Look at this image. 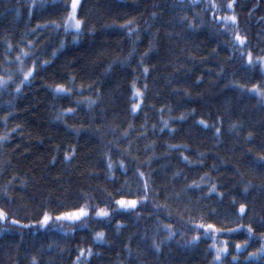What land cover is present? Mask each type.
<instances>
[{
	"label": "trees",
	"instance_id": "1",
	"mask_svg": "<svg viewBox=\"0 0 264 264\" xmlns=\"http://www.w3.org/2000/svg\"><path fill=\"white\" fill-rule=\"evenodd\" d=\"M70 2L0 0V77H12L0 87V136L8 133L0 142V208L9 213L0 222V264H77L81 249L80 264H247L259 244L238 253L243 233L220 234L217 245L228 240L229 251L219 261L202 230L199 241H188L197 235L194 224L235 220L241 203L248 206L243 223L264 231V168L253 166L264 155V103L237 87L264 86L260 66H246L248 51L264 56V0H231L232 9L230 0H80L84 23L75 40L74 32L45 26L62 25ZM232 15L234 26L222 20ZM129 20L139 27L131 36L120 27ZM236 33L246 40L233 51ZM20 48L30 56L18 62ZM33 60L34 76L20 84ZM58 84L73 92L56 95ZM136 89L142 97L133 96ZM133 104L141 105L135 113ZM68 108L75 111L62 115ZM145 180L150 199L135 211L87 226L64 222L67 231L33 224L43 211L56 216L86 201L115 208L121 196H142ZM193 181L199 188H188ZM13 217L32 226H11ZM158 221L173 226L171 239L157 233ZM99 231L105 238L95 242ZM153 239L164 241L159 252Z\"/></svg>",
	"mask_w": 264,
	"mask_h": 264
},
{
	"label": "snow or ice",
	"instance_id": "2",
	"mask_svg": "<svg viewBox=\"0 0 264 264\" xmlns=\"http://www.w3.org/2000/svg\"><path fill=\"white\" fill-rule=\"evenodd\" d=\"M79 4H80V0H71L70 11L67 13V16L64 18L62 25L57 23L56 21H52L49 25H45V26H50L53 28L63 27L65 34H68L70 32H74L76 34L74 37V40L77 39L79 37V35L82 33V25L84 23V21L82 19L77 17V8H78ZM33 6H35V0H33ZM213 7L215 8L216 6L213 5ZM227 7L229 9L233 8V2H231V0L228 3ZM29 15H31V9L29 10ZM152 15H153V17H155L156 13H153ZM181 20H184V18L182 17ZM222 20L225 23L230 21L232 23V25L234 26L236 24L237 17L235 15L224 16L222 18ZM132 24H133V22L131 20H129V21H126L120 27H122V28L126 27L128 29V34L131 36V35H134V34L139 32V27L137 26L134 29ZM40 27H41L40 25H37V28L33 30V34H35L40 29ZM189 27H195V25L189 24ZM225 30L228 31L230 29H225ZM245 40H246V38L244 36H241L239 33H236L234 36V39L232 41H230L231 49L233 51H235L236 48H238L242 45H245ZM27 43L29 46L33 45V42L30 40L27 41ZM61 47H63V42H61ZM8 50L9 51L12 50L11 43L8 44ZM55 55H56V53L53 52V56H55ZM130 55H131V53H130ZM145 55H147V53H145ZM241 55L242 56L244 55L243 51H241ZM29 56H30V53L28 51H26L24 48H20L19 53L16 57V60L19 62V61H21L22 57H29ZM6 62H10V61H6ZM41 63L43 65H46L49 63V61L45 60V61H42ZM256 65L260 66L261 73H262V75H264V56L253 57L252 52L248 51L247 52L246 66L251 68V67L256 66ZM36 67H37V61L33 60L32 67L28 68L27 71H22L23 79L21 80L20 84H24L31 77L34 76V73L36 71ZM108 67L110 69L112 66L109 65ZM107 70L108 69H106V71ZM221 71H223V69H221ZM143 72L145 74H147L148 68L145 67L143 69ZM11 79H12L11 76H9L7 78V80L0 77V87L7 85L8 81H10ZM231 83L235 84L236 82L232 81ZM133 87H135V85H133ZM146 87H147V85H145V88ZM237 87L242 92H248L251 94H255L257 96V98L259 99V101L261 103H264V86H262L261 84H259V83L253 84L251 86V88H248L245 85H237ZM16 91L17 92L20 91V85H17ZM72 92H73L72 88L66 87L63 84H58V85L54 86V93L56 95H70ZM142 95H143V93L139 89H136L133 92L134 97L139 98V97H142ZM86 102L89 103V105L94 103V101L87 100V98H86ZM76 103L80 104V103H82V101H77ZM140 107H141L140 104H133L131 111L133 113H135ZM74 111H75V109L68 108V109L63 110L62 115H66L67 113H72ZM59 118H60V116L57 117V119H59ZM5 119H7V117H5ZM179 119L180 120L186 119V115L182 114L179 117ZM196 123L199 125H202L204 127H209L207 122L202 120V119L197 121ZM164 124L167 125L168 121H164ZM212 126L215 127V125H212ZM130 127H131V125H130ZM220 131H221V129L219 127L215 128V134L216 135H219ZM126 135H127V133H125V136ZM249 136H251V133H249ZM7 138H8V133L0 136V142L6 140ZM169 147L170 148H178L180 146L169 145ZM73 152H74V150H73ZM71 154L72 153L66 154L65 159H68ZM200 155L202 156L203 154L201 153ZM182 159L184 161L193 163V162L189 161V158L187 156L182 157ZM200 163H202V160L200 161ZM255 165H259L260 167L264 168V155L259 156L258 159H256L253 162V166H255ZM119 166L121 168L124 167V162L122 160L119 161ZM107 167H108L109 171L111 172V170L113 168V164L111 163L110 157H109V163L107 164ZM137 174L140 177H144V175H145L144 172L139 171V170H137ZM244 183H245L244 192H247L248 187L250 185V182H244ZM188 188H190V189L191 188H199V185L196 184L195 181H193L192 184L188 186ZM216 188H217V186L215 184H213L209 188V192L210 193L215 192ZM119 191L120 190H117L118 193H119ZM142 191H143V195L139 196L137 199H126L124 196H121L119 199L114 201V204L116 206L115 208H110L107 205L105 207H94L93 205L89 204L86 201L85 204L80 205L79 207H77L73 210L62 211L59 213V215H56V216L50 215L48 211H43L41 218L39 220L34 221L33 224L39 228H47L50 226V224H55L56 228L60 229L61 231H67L66 229H63V227H62L64 222H68L69 224L79 223L82 226H87V222L89 220L99 221L103 218H109L110 216H112V215H114V214H116L122 210L135 211L139 205H142L143 203L148 202L150 199L149 185H148L146 180L143 183ZM110 195L111 194H109V196ZM219 195L222 197L223 193H220ZM233 203H235V198H233ZM161 207L166 208L167 206L166 205H164V206L157 205L156 209L159 210ZM247 207L248 206L246 204L241 203L239 205L237 212H236V219L235 220H225L220 226H217V224H215V223H203V222L194 224V227L197 230V235L193 236L192 240L188 241V243H193V242L199 241L201 238V230H202L203 237L206 239H211L213 241V244L211 245V247H213L215 249V253H216L214 260L219 261L221 259V256L227 254L229 251V247H228L229 241L228 240L220 241L219 246L217 245L216 242L219 239L220 234L232 235V234L243 233L244 235H246L247 238L240 241V242H236L234 244L235 250L238 253L241 251V249L247 250L249 247L252 246V243L255 242V243L259 244V247H257L254 251L248 253V257H246L247 264H254V261L252 258L264 259V231H261L257 234V231L253 227L252 223H247V224L243 223V217L247 214ZM212 214L213 215L215 214V209L212 210ZM169 215H171V214H169ZM8 220H9V213L4 208H0V222H7ZM10 224H11V226H14V227L19 226L21 228H29L32 226L30 224H22V222L20 220L15 219L14 217L11 219ZM228 224H233L235 226L234 227H228L227 226ZM117 227L119 228L120 225L118 224ZM259 227L264 228V218H261ZM0 230H4V229H0ZM160 231H166L168 233L167 239H171L175 235V233L173 231V226L171 224H163L162 222L158 221L157 233H159ZM104 238H105V233L103 231H99V232H96L94 234V241L95 242L103 241ZM162 244H164L163 240H160L159 242H157L156 239H153V241H152V247L157 252L160 251ZM84 252H85L84 249L80 250V255L77 256V264H80V260H81V257L83 256ZM87 253L89 256L92 255L91 248L87 249ZM233 260H236L235 256L233 257ZM33 264H35V258H33Z\"/></svg>",
	"mask_w": 264,
	"mask_h": 264
},
{
	"label": "rangeland",
	"instance_id": "3",
	"mask_svg": "<svg viewBox=\"0 0 264 264\" xmlns=\"http://www.w3.org/2000/svg\"><path fill=\"white\" fill-rule=\"evenodd\" d=\"M70 5H71V2H70ZM69 11H70V7H69Z\"/></svg>",
	"mask_w": 264,
	"mask_h": 264
}]
</instances>
